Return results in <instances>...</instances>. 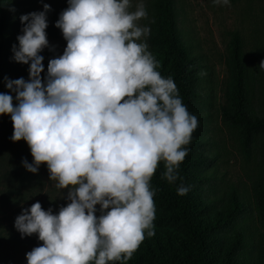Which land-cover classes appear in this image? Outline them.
Here are the masks:
<instances>
[{
    "label": "trees",
    "instance_id": "1",
    "mask_svg": "<svg viewBox=\"0 0 264 264\" xmlns=\"http://www.w3.org/2000/svg\"><path fill=\"white\" fill-rule=\"evenodd\" d=\"M150 2L152 48L134 66L143 90L135 99L142 132L117 171V208L95 231L80 233L68 245L39 232L49 239V258L32 257L25 264H264V46L253 72L237 34L229 41L221 119L235 128L245 156L254 132L262 129L263 136L248 194L234 186L217 189L206 170L211 158L194 149L192 138V107L200 100L198 65L176 35L172 0ZM52 3L57 1L0 0V166L24 160L27 168L3 167L0 193L15 202L27 196L22 187L30 182V171H39L38 161L46 166L41 138L49 111L42 100L49 88L42 65L64 60L20 29L56 36L53 18L62 11ZM253 73L260 85L261 117L250 109ZM51 208L48 202L40 210L51 218Z\"/></svg>",
    "mask_w": 264,
    "mask_h": 264
},
{
    "label": "rangeland",
    "instance_id": "2",
    "mask_svg": "<svg viewBox=\"0 0 264 264\" xmlns=\"http://www.w3.org/2000/svg\"><path fill=\"white\" fill-rule=\"evenodd\" d=\"M48 1H57L52 4L62 11L53 18L57 35L20 29L40 47L64 57L41 68L49 88L42 100L49 111L41 138L46 166L39 160V171H30L31 180L22 187L28 191L24 200H8L0 193V264L48 259L49 239L43 240L39 232L61 237L68 245L80 233L95 231L101 218L117 208V171L142 132L135 99L143 90L134 66L152 48L151 0ZM172 5L176 35L199 69L200 100L192 107L194 149L211 158L206 163L211 185L221 190L234 186L247 195L257 172L263 130L254 132L245 156L235 128L221 119L219 105L233 33L252 71L260 65L264 0H172ZM259 86L253 73L250 109L256 117L262 115ZM16 164L25 167L24 160L4 161L0 179L4 165ZM48 202L51 218L40 210Z\"/></svg>",
    "mask_w": 264,
    "mask_h": 264
}]
</instances>
